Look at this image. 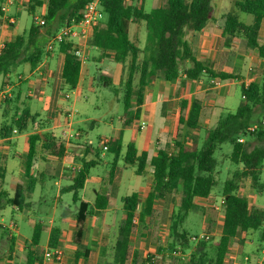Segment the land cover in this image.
Returning a JSON list of instances; mask_svg holds the SVG:
<instances>
[{
	"label": "trees",
	"instance_id": "obj_1",
	"mask_svg": "<svg viewBox=\"0 0 264 264\" xmlns=\"http://www.w3.org/2000/svg\"><path fill=\"white\" fill-rule=\"evenodd\" d=\"M91 0H31L27 11L34 16L32 25L18 34L14 39L5 42L0 53V76H6L15 71L21 64L29 62L35 67L45 56L46 49L57 31L64 25L70 24L73 19L79 20L82 12ZM4 0H0V15L4 13ZM46 3V13L43 14L45 24L35 22L37 8ZM236 10L226 14L223 35L225 45L231 46L233 38L242 36L246 41L248 50L257 49L264 59V44L259 41V34L264 23V0H237ZM100 6L107 20L96 25L89 38V45L103 51L113 53L114 60L123 65L127 73L123 82L124 93V124L130 125L139 121L141 105L144 101V92L149 82L158 74L168 82H174L183 71L187 78L197 80L203 76L209 79L218 77L222 80L240 78L234 74L230 66L216 68L211 60H200L194 53L188 32L202 31L213 11V0H165L160 7L146 11L143 7L127 4L125 0H100ZM252 16L250 23L240 19L238 12ZM143 21L148 30L147 45L143 49L130 38V23ZM59 49L65 54L63 79L70 89H75L79 83L82 62L75 54L71 41L63 40ZM150 52V54H148ZM228 55L227 53H225ZM232 54V53H230ZM189 62V65H186ZM262 73V72H261ZM112 84L111 78H104ZM242 103L235 111H227L220 115L214 125L206 131L205 139L200 145L199 136L190 135V140L175 141L174 149L170 144L159 150L149 160L146 151L138 154L134 142L127 145L124 162L127 166L136 165V173L143 174L148 164L152 166L153 183L151 190L140 209L137 221V211L140 206V197L137 192L122 198L125 216L118 224L117 237L112 246L110 257L104 264H178L182 262L181 256L168 255V249L175 250L177 243L186 245L189 237L183 229L191 211L200 210L212 218L211 209L195 203L197 197L207 198L211 195L213 187L217 184L215 168L218 165L216 151L223 143L230 142L233 146L231 160L242 164L236 168L232 176L224 181L221 196L225 197L223 205V230L216 243L208 247V240H201L199 248L193 251L188 264H231L229 253L239 233L260 231L259 239L264 243V209L252 208L249 198L242 193V182L251 179L252 188L261 192L264 188L261 182L264 168V129L257 116L256 109L264 112V74L259 81H250L241 86ZM188 105L187 99H182L178 105V121H185L183 112ZM136 107V108H135ZM201 101L192 102L188 120L189 131L199 127L201 116ZM31 119L29 108L13 116L9 124L3 123L0 129L1 137L10 136L14 129L23 131ZM259 123V128L249 132V127ZM240 137H245L243 142ZM260 140L253 144L252 138ZM44 140L42 147L50 154L62 157L65 145L61 138L50 133L31 134L29 149L25 156L26 174L31 181L29 192L33 191L35 179L30 176L34 163L37 143ZM110 143V144H109ZM114 153L110 174L113 177L117 160L122 151V137L108 142V148ZM97 164V160H84L83 167L70 186L73 191V200H79V190L83 188L90 169ZM0 177L3 178V168L0 167ZM180 194L179 202L171 217L169 248L160 242V215L154 209L158 198H165ZM25 200L24 192L19 188L13 197L4 190H0V217L6 204L21 206ZM108 204L107 189L101 188L96 198V207L104 209ZM89 204L81 201L76 214L78 233L82 230ZM215 221H209L207 231H212ZM42 224L34 227L32 244L40 242ZM150 232L158 240V251L155 254L143 255L139 249L140 239ZM60 229L53 228L49 241L50 247L59 246ZM136 238L133 241L132 236ZM212 235L210 236L211 240ZM242 243V240H240ZM16 237L3 234L0 239V264H12L15 251ZM213 249V251H212ZM88 249H78L75 253L74 264L82 257L88 256ZM37 257L33 250L28 251L27 264H34ZM169 260V261H167Z\"/></svg>",
	"mask_w": 264,
	"mask_h": 264
},
{
	"label": "crops",
	"instance_id": "obj_2",
	"mask_svg": "<svg viewBox=\"0 0 264 264\" xmlns=\"http://www.w3.org/2000/svg\"><path fill=\"white\" fill-rule=\"evenodd\" d=\"M30 1L4 0V13L0 15V53L6 41L14 39L18 34L29 28L25 25L23 27L19 25L18 16L21 11L27 10ZM147 1L125 0L127 4L136 5L139 8L143 7L144 9ZM164 2L165 0H154L155 5L153 8L162 6ZM41 8L43 9L42 14H45L46 3ZM214 17L212 13L208 24L200 31V36H203V39H200L199 42L202 50L199 48L196 51L193 46L194 53L200 60L213 61L216 68L222 69L224 68L222 66L228 65L233 70V64L237 67L240 65L236 64L238 57L236 55L234 57L231 52L234 43L232 42L231 46L225 45L223 35L225 22L221 28H218L214 23L216 21ZM139 22L141 21L130 23V38L131 31L138 38L141 31L144 30L143 25L145 24ZM102 24H104V21ZM235 38L244 39L242 36H236ZM215 39H218L217 46L214 54L211 55L212 44ZM131 40L133 41L132 38ZM136 40L138 42V39ZM88 41L83 43L85 60L82 63L79 83L75 89H70L64 82L65 54L60 51L58 45L51 51L47 48L45 56L35 67L26 62L6 76H0V87L3 84L8 89L7 91H10L11 96L0 108V129L3 123L9 124L13 116L20 114L24 108H29L31 112V119L28 121L25 130L13 131L8 137L0 136V167L3 168L4 174L3 178L0 177V190L7 191L9 196L13 197L20 188L25 195V200L21 206L6 204L0 217V239L4 233L10 237L12 235L16 237L15 251L13 259L10 261L12 264H17L18 253L23 248L27 252L26 261L28 260V251L33 250L37 257L34 264H44V251L50 247L49 241L52 236V229L55 227L61 231L59 247L66 251L65 255L67 258L72 259V264H74L75 253L78 249H88L89 252L88 256L80 258L77 264H104L111 253L108 245L112 244L113 246L115 244L118 224L125 216L122 198L134 192L139 194L140 206L136 214L137 219L153 183V172L150 164L147 165L143 174L136 173V165H125L123 158L127 145L134 142L138 154L140 155L146 151L149 160H151L167 144H170V149H174L177 139L191 141L190 135L200 136L202 129L210 128L216 123L221 114L231 111L225 103V97L232 92L236 83H240L242 86L243 83L259 81L261 72H264V59L260 56L259 51L246 48L248 55L243 58V70H240L242 71L240 78L222 80L218 77L209 79L203 76L200 79L193 80L187 78L185 73L181 71L174 82H168L162 75L158 74L145 88L139 121H133L130 124H135L132 139L126 143L124 142L125 131L122 127L117 130L115 135H101L98 144H96L89 138L83 124L88 123L89 127L93 128L98 121L90 114L85 112L82 114L81 109L78 110L80 99L84 98L87 101L89 97L86 92L96 91V76H90L89 63L93 61L95 64H100L101 68L99 70L101 71L102 80L109 77L112 82H115L114 77H120L122 81L124 74L123 69L118 66L120 63L114 60L112 52L92 47ZM259 41L264 44V23L260 30ZM143 42V46L135 43L144 49L147 45V39H143ZM225 53L232 54L226 55ZM187 63L189 65V62ZM248 63L249 66H247ZM252 65H255V67H252ZM253 70H256V73L250 72ZM212 80H220V83L214 86L219 89L218 91H209L211 89L209 82L211 83ZM190 86L196 88L197 91L189 93ZM66 94L69 97H66ZM210 96L214 100H211ZM184 98L188 100V105L183 112L185 121L180 123L177 108L179 102ZM195 99L200 100L202 105L199 127L189 131L186 121L189 117L192 102ZM206 117L208 118L206 119ZM153 118L156 121L161 118L162 121L159 125L151 124ZM164 119L167 121H164ZM143 121L146 122L145 127L141 125ZM182 129L183 134L179 137L178 131ZM35 133H50L61 138L65 145V153L62 157L50 154L42 147L44 140L37 143L34 163L30 171V176L36 181L33 191L29 192L28 186L31 179L26 174L25 156L29 149V137ZM119 136L122 137V151L117 160L115 173L111 177L110 170L115 155L109 149H104L103 139L109 138L112 141ZM124 145L126 146L125 149ZM84 160H97V164L90 169L83 188L79 190V200L73 201L77 206V211L74 214L71 211L72 206L68 202L66 203L65 198L70 195L73 197L74 192L70 190V186L74 184L76 176L83 167ZM120 160H122L121 165H119ZM128 169H132L136 177L132 176V172H128ZM103 187L107 189L108 204L104 209H98L96 198ZM37 196L40 200L43 198L44 201L41 202H45V205L48 206L46 209L44 208V211L49 210L43 215L46 218L44 220L31 217L32 213H36L35 209L32 211V208H36L35 203L37 200H35V197ZM50 197L52 201L49 203ZM82 200L88 202L89 214L82 224V230L79 234L76 214ZM198 200L201 201L204 198L197 197L195 203ZM174 202L172 196H167L158 198L154 203L153 207L159 213L161 221L160 242L163 240L161 230L166 226H169L170 230L171 217L176 204ZM9 206L11 207V220L7 222L4 211ZM18 213L23 218L22 223L16 218ZM11 222L15 223V227L11 226ZM38 223L42 224L43 228L39 244L34 245L32 244V236L34 227ZM111 225L116 231L112 242H110L112 238L109 237L110 234L107 231ZM30 228L32 229L31 232ZM222 230L223 225L220 235ZM250 233H239L236 241L240 242L242 240L240 244H247L250 240L248 238ZM135 238L136 236L133 235L132 240L134 241ZM157 241L150 232H146V236L140 239L139 244V249L144 256L157 253L159 247ZM182 259V262L178 264H188V258L182 257ZM55 264H63V261ZM231 264H237V262H231Z\"/></svg>",
	"mask_w": 264,
	"mask_h": 264
},
{
	"label": "rangeland",
	"instance_id": "obj_3",
	"mask_svg": "<svg viewBox=\"0 0 264 264\" xmlns=\"http://www.w3.org/2000/svg\"><path fill=\"white\" fill-rule=\"evenodd\" d=\"M15 1V0H14ZM237 0H213V15L215 16V20L214 23L215 25L218 26V28H221L222 25L225 22V16L226 13L229 11H233V10H237L235 2ZM8 3V2H7ZM11 4V3H9ZM15 4V2H14ZM154 0H148L147 4L145 6V9L148 11L151 8H153L154 6ZM43 9L41 7H39L37 9V16L40 18H44L43 17ZM240 15V19L243 20L246 23H250L252 20V16L247 14V13H243V12H238ZM19 19V25L21 27L28 26L30 27L32 25V23L34 22V16L32 14H30L27 10H23L21 11V13L18 16ZM107 20V17L104 16L103 21L105 22ZM36 22V19H35ZM142 24H145L143 21L139 22ZM212 23V22H211ZM133 26V25H132ZM145 28L143 31H141V34L138 36V38L135 37V35L132 33L131 31V38L133 39V41H135L137 44H139L140 46L144 45L143 39H147V35H148V30L146 28L145 25H143ZM200 32H188L187 37H189V39L191 40L195 50L197 51L199 48L200 50H202L201 48V43L200 39H203V36H200ZM138 39V42L137 40ZM217 41L218 39L214 40V43L212 44V50H211V55L214 54V50L215 47L217 46ZM203 42V41H201ZM234 43L233 45V49H232V53L238 57L237 58V62L236 64H240L239 67L235 66V64H233L232 68H233V72L234 74H237V76H240L241 72L240 70H243V58L247 57V51H246V41L242 38H233ZM148 54H150V52H148ZM230 54V53H228ZM227 58V56H226ZM186 65H188V63L186 62ZM120 69H123V79L122 81L120 80V77H114L115 82H113L112 84H109L108 82L104 81L101 79L100 76V64H95L93 61H91L89 63V74L91 77L96 76V81H95V88L96 91H88L86 92V94L89 96L87 101L84 98L80 99V102L78 103V110L81 109V113L83 114L84 112L87 114H90L91 116H93L98 122L97 125L94 126L93 128H90L88 123H84L83 127H85V129L88 132L89 138L93 140V142H95L96 144H98V140L99 137L101 135L107 134V135H115L117 130L119 128H124L125 131V135H124V142H128L132 139V136L134 134V126L130 125V126H125L123 124V119L125 118V109H124V93H125V85H124V78H126L127 73L124 70V67L121 64H118ZM242 66V67H241ZM249 66V63L248 65ZM99 67V68H98ZM252 67H255V65H252ZM253 73H256V70L250 71ZM252 74V73H251ZM264 72L261 73V78L263 76ZM209 85L211 87V89H209V91L212 90H216L218 91V88H215V84H213L212 82H209ZM8 89L2 84L0 87V91H5L6 93V100H9L11 98L10 96V91H7ZM197 91L196 88H192V86L189 87L188 92H194ZM212 96H210L211 98ZM211 100H214V98H211ZM225 103L227 104V106L229 107V109L231 111H235L237 109V107L242 103V94H241V84L240 83H236L233 86L232 92L230 94H228L225 97ZM4 102V103H5ZM221 104V103H220ZM163 112H164V107H163ZM85 116V115H84ZM255 116L258 117L257 120H259L260 122H262L264 120V112H260V109L257 108L256 112H255ZM208 117H206L207 119ZM162 121L161 118H158L157 121L153 118L151 120V124L155 123L158 124ZM164 121H167L164 119ZM165 123V122H164ZM0 125H1V121H0ZM162 126V125H161ZM264 129V124L261 126ZM208 128L206 129H202L200 136H199V142L200 145H202L205 136H206V131ZM183 129L178 131L179 134L178 136H182L183 134ZM253 144L259 143L260 140H258L256 137L252 138ZM264 142V140H262ZM125 145H124V149H125ZM233 150V146L230 142H225L222 144L221 148L219 150L216 151L215 156L217 157L218 160V165L215 168V177L217 178V184L213 187L212 189V195H211V199L212 202H219L220 200V196H221V192L223 189V185H224V181L232 176L233 171L236 168H242L243 165H236L230 158L231 153ZM121 165L122 164V160H120L119 162ZM128 172H132V176L136 177V175L134 174V171H132V169H128ZM129 179V178H128ZM129 181V180H128ZM261 182L264 185V168L262 169V174H261ZM242 193L245 194L250 201V206L252 208L257 207V208H263L264 209V188L261 192H257L252 188V184H251V179H247L246 181L242 182ZM68 198H70L69 200H67ZM180 199V194L177 193L174 196V201L176 203L179 202ZM35 200H37V202L35 203L36 208H32V211H36V213H32L31 217H33L34 219H46L44 218L43 215L46 214V212L48 211H44V208L46 209L45 202H41L44 201V199L42 198L41 200L39 199V197H35ZM52 201V198L50 197V200H48V202L50 203ZM66 203L68 202L71 206H72V213H76L77 211V206L74 204L75 202H73V197L72 195L68 196L67 198H65ZM174 202V204H175ZM212 202H207L206 200H201V201H197V204L202 205V206H211ZM49 203H47L48 205H50ZM65 203V202H63ZM120 214L122 215V212L120 210ZM219 215L214 213V218H211L209 216H206V213L204 214V212L200 211V210H195V211H191L185 224L183 225V229L187 231L189 239V243L186 245H180L179 243H177L175 250H178L180 252V254H175L174 250L169 248V237H170V230H169V226H166L165 228H163L162 231V238L163 240H161V242L164 244V247H168V255L170 258L171 254L176 255V256H181V257H186L190 258L191 254L193 253V251L197 250V248H199V242L193 241L191 238L193 235H199L201 233H209L212 235L211 240H208L207 242V246H213L214 243H216V241L218 240L219 236H220V232H221V227L223 225V214L218 213ZM4 215H5V219L7 222H9L11 220V207H7L6 211H4ZM17 220L22 223L23 222V218L20 216V214L18 213L16 215ZM215 221L214 226L212 227V231H207V224L209 221ZM15 222V221H14ZM32 231V229L30 228V232ZM108 233L110 234L109 237L112 238V240L110 242L113 241V237L116 233L114 227L111 225L109 226V228L107 229ZM260 236V231H255V232H251L249 237L250 240L247 244H240V242L237 240L234 242L233 246L230 249V253H229V258L231 259V262H237V264H264V243L260 241L259 239ZM108 237V238H109ZM110 244V243H108ZM108 248L111 250L112 249V244L108 245ZM213 251V249H212ZM66 252V251H65ZM66 254V253H65ZM18 257H17V264H27L26 261V256H27V252L25 251V248L21 249L18 253ZM169 261V260H167ZM44 264H55V262H47L45 260H43ZM40 264V263H37ZM63 264H72V259H69L66 257H64L63 260Z\"/></svg>",
	"mask_w": 264,
	"mask_h": 264
},
{
	"label": "built area",
	"instance_id": "obj_4",
	"mask_svg": "<svg viewBox=\"0 0 264 264\" xmlns=\"http://www.w3.org/2000/svg\"><path fill=\"white\" fill-rule=\"evenodd\" d=\"M105 16V13L101 9L100 6V0H91L85 9L82 12V16L79 20L73 19L70 24H66L62 26L55 36L51 39V41L48 44V50H53L56 45H58L63 40L71 41L74 45V51L75 54L80 58L81 62L83 63L85 60V52L83 48V43H86L92 33L93 28L96 25H99ZM36 23L40 25L45 24V19L40 18L38 16L35 17ZM77 39V41H76ZM212 83L215 85H218L220 83V80H212ZM6 92L0 91V108L2 104L6 100ZM66 97H69L68 94H66ZM262 124H264V120L262 121ZM142 126H146V122L143 121L141 123ZM259 123L253 124L251 127H249V132H254L259 128ZM17 129H14V132H17ZM109 138L103 139V146L104 149L108 148V142ZM245 140V137H240L239 141L243 142ZM211 196L204 198L207 202H212ZM225 203V197L220 196L219 202H212L211 206H206L211 209L212 218H214V213L219 215L223 214V205ZM135 221L137 219L135 218ZM11 226L15 227V223L11 222ZM211 234L209 233H201L199 235H193L192 240L196 242H200L201 240H209ZM175 254H180L178 250H174ZM65 257V251L57 246V247H49L44 251V260L47 262H55L59 263L64 260Z\"/></svg>",
	"mask_w": 264,
	"mask_h": 264
}]
</instances>
